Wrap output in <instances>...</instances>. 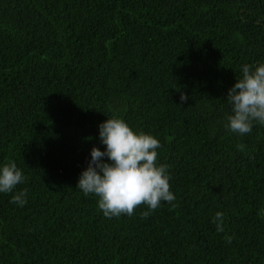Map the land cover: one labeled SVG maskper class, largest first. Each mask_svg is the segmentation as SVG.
Listing matches in <instances>:
<instances>
[{
	"label": "trees",
	"instance_id": "trees-1",
	"mask_svg": "<svg viewBox=\"0 0 264 264\" xmlns=\"http://www.w3.org/2000/svg\"><path fill=\"white\" fill-rule=\"evenodd\" d=\"M260 63L264 0H0V167L26 177L0 193V264H264V125L224 126ZM113 114L159 140L174 210L109 219L77 188Z\"/></svg>",
	"mask_w": 264,
	"mask_h": 264
},
{
	"label": "clouds",
	"instance_id": "clouds-1",
	"mask_svg": "<svg viewBox=\"0 0 264 264\" xmlns=\"http://www.w3.org/2000/svg\"><path fill=\"white\" fill-rule=\"evenodd\" d=\"M242 78L228 90L226 101L231 114L226 115L225 128L243 136L250 134L254 124L264 125V63L244 64ZM181 102L188 97L181 94ZM99 140L106 146L104 151L91 149V159L79 176L77 188L85 196L94 194L98 208L106 218H119L122 214L131 217L136 208L147 206L141 213L148 218L162 202L174 210L176 196L170 191V175L166 164H158L161 144L154 136L134 132L129 124L113 114L98 125ZM243 149L244 145L237 146ZM104 158H107L105 162ZM25 175L15 162L9 161L0 167V193H13L16 186L25 182ZM23 207L27 203V190H20L10 201ZM217 233H224V214L217 212L212 221ZM227 244L234 236L225 235Z\"/></svg>",
	"mask_w": 264,
	"mask_h": 264
}]
</instances>
